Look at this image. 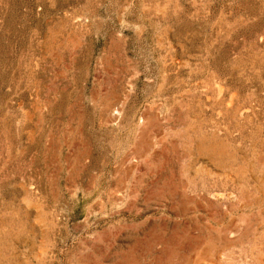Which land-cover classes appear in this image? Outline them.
<instances>
[{"label": "rangeland", "instance_id": "1", "mask_svg": "<svg viewBox=\"0 0 264 264\" xmlns=\"http://www.w3.org/2000/svg\"><path fill=\"white\" fill-rule=\"evenodd\" d=\"M0 264H264V0H0Z\"/></svg>", "mask_w": 264, "mask_h": 264}]
</instances>
